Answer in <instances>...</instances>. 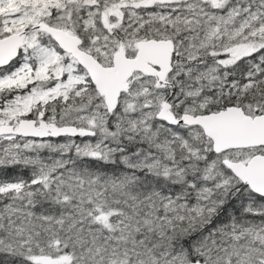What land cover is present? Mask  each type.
<instances>
[{"label":"snow or ice","instance_id":"snow-or-ice-1","mask_svg":"<svg viewBox=\"0 0 264 264\" xmlns=\"http://www.w3.org/2000/svg\"><path fill=\"white\" fill-rule=\"evenodd\" d=\"M0 264H264V0H0Z\"/></svg>","mask_w":264,"mask_h":264}]
</instances>
